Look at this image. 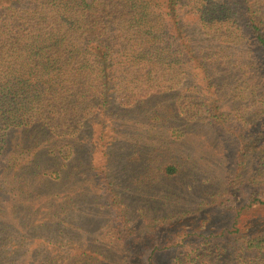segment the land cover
<instances>
[{"label":"rangeland","instance_id":"374dc122","mask_svg":"<svg viewBox=\"0 0 264 264\" xmlns=\"http://www.w3.org/2000/svg\"><path fill=\"white\" fill-rule=\"evenodd\" d=\"M181 11L206 69L180 71V98L113 102L63 178L46 171L44 133L0 128V264H237L230 241L264 230L261 55L244 38L207 39ZM53 156L64 172L70 161Z\"/></svg>","mask_w":264,"mask_h":264},{"label":"trees","instance_id":"16d2710c","mask_svg":"<svg viewBox=\"0 0 264 264\" xmlns=\"http://www.w3.org/2000/svg\"><path fill=\"white\" fill-rule=\"evenodd\" d=\"M184 6L207 39L230 48L244 38L261 55L264 69V0H0L5 137L14 130L30 137L44 133L46 171L61 179L76 169L71 157L82 130L94 118H108L113 102L127 107L144 99L180 98V71L205 70L210 58L202 51L191 57ZM54 152L70 161L62 173L51 163L59 160ZM164 172L174 176L178 169L167 166ZM118 234L122 242L132 236ZM230 242L238 245L237 264L263 260L264 230Z\"/></svg>","mask_w":264,"mask_h":264}]
</instances>
